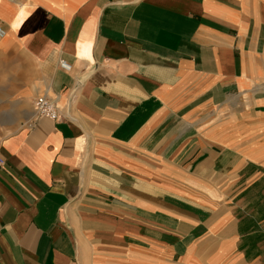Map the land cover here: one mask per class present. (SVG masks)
Instances as JSON below:
<instances>
[{
    "label": "crops",
    "instance_id": "obj_1",
    "mask_svg": "<svg viewBox=\"0 0 264 264\" xmlns=\"http://www.w3.org/2000/svg\"><path fill=\"white\" fill-rule=\"evenodd\" d=\"M0 26V264H264V0H0Z\"/></svg>",
    "mask_w": 264,
    "mask_h": 264
},
{
    "label": "built area",
    "instance_id": "obj_2",
    "mask_svg": "<svg viewBox=\"0 0 264 264\" xmlns=\"http://www.w3.org/2000/svg\"><path fill=\"white\" fill-rule=\"evenodd\" d=\"M5 35H6L5 30L3 29V27L0 26V39L4 38ZM59 65L60 68L63 69L64 71L68 72L71 70V65H69L64 61H61ZM34 107H35L36 115L38 117H48L52 120L58 119V113L55 102L47 99L46 97H39L36 100Z\"/></svg>",
    "mask_w": 264,
    "mask_h": 264
},
{
    "label": "rangeland",
    "instance_id": "obj_3",
    "mask_svg": "<svg viewBox=\"0 0 264 264\" xmlns=\"http://www.w3.org/2000/svg\"><path fill=\"white\" fill-rule=\"evenodd\" d=\"M261 58L264 59V55H262ZM262 73H264V71H262ZM35 102H36V101H35ZM34 105H35V103H34Z\"/></svg>",
    "mask_w": 264,
    "mask_h": 264
}]
</instances>
